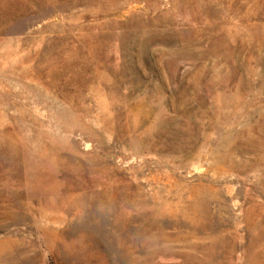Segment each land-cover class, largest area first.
<instances>
[{"label":"rangeland","instance_id":"rangeland-1","mask_svg":"<svg viewBox=\"0 0 264 264\" xmlns=\"http://www.w3.org/2000/svg\"><path fill=\"white\" fill-rule=\"evenodd\" d=\"M0 264H264V0H0Z\"/></svg>","mask_w":264,"mask_h":264}]
</instances>
